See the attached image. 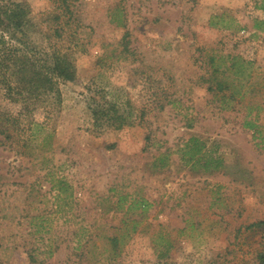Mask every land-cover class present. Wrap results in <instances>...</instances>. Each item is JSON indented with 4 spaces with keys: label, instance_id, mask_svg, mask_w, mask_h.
<instances>
[{
    "label": "rangeland",
    "instance_id": "rangeland-1",
    "mask_svg": "<svg viewBox=\"0 0 264 264\" xmlns=\"http://www.w3.org/2000/svg\"><path fill=\"white\" fill-rule=\"evenodd\" d=\"M11 1L31 10L28 42L50 49L53 1ZM70 3L63 41L78 80L60 85L61 104L22 116L46 125L27 155L0 133V264H260L263 227L251 225L264 221V27L255 28L264 0ZM223 14L242 29L213 27ZM235 55L253 63L251 79L224 72ZM217 80L233 89L215 94ZM230 92L242 103L223 110ZM95 101L132 111L133 123L96 126ZM1 109L22 111L0 87ZM248 115L260 131L244 127ZM193 137L206 143L208 167L187 163ZM60 179L71 192H59ZM119 195L152 206L126 215ZM115 235L124 237L116 260Z\"/></svg>",
    "mask_w": 264,
    "mask_h": 264
},
{
    "label": "trees",
    "instance_id": "trees-1",
    "mask_svg": "<svg viewBox=\"0 0 264 264\" xmlns=\"http://www.w3.org/2000/svg\"><path fill=\"white\" fill-rule=\"evenodd\" d=\"M55 5L53 19L57 22L52 28L51 37L55 43L50 44V49L33 47L26 39L27 26L30 24L31 10L29 6L21 3H14L11 0H0V87L5 91V97L14 105H21L22 111L14 113L9 110H0V133L5 136L6 140L16 142L21 146V154H28V147L39 140L41 131L45 130V124L34 120L30 121L26 126L23 125L22 116L31 114L34 110L43 107L49 111L51 106L62 103V93L60 85L66 82H75L78 80V68L74 62L73 54L65 49L66 45L63 41L64 34L72 20L74 13L70 0H52ZM219 18V24L213 19ZM211 21L213 27H222L234 29L235 31L242 29L237 23L229 25L225 19V15L214 16ZM234 23L237 22L232 18ZM264 21L256 20L255 28L263 29ZM230 63L224 72H232L236 79L243 82L252 77V62L247 61L239 55L228 56ZM222 59V58H221ZM218 57L213 56L211 62L213 65V73L217 74L221 71L223 63ZM244 87V86H243ZM227 89H233L227 82L217 80L215 85H210L209 90L219 93H227ZM238 93H240L238 91ZM223 95L221 108L223 110H236L238 104L242 101L235 102V92H230L229 97ZM96 126H108L109 128L122 129L133 123L131 121L132 111L129 114L123 112L120 105L111 101H95L91 107ZM251 115V112L249 113ZM246 117L244 127L258 132L260 126L258 117ZM53 137V132L46 133L43 144H48ZM17 140V141H16ZM206 143L200 138L193 137L185 145L187 163L201 164L208 167L211 163L206 159L204 149ZM20 152V151H19ZM156 162L160 168H165L170 163V153L162 152L157 157ZM59 192L66 194L71 192L73 186L60 179L57 182ZM118 209L122 210L126 207V215L134 210H140L142 216L148 212L152 206L148 200L143 197H130V195H119L117 201ZM136 221V220H135ZM138 221L135 222L133 231L130 229L124 236L131 238L130 232H136ZM251 227H263L264 242V221L255 223ZM124 240L123 235H115L112 237L114 243L113 255L114 260L121 254L122 248L120 243ZM264 247V243H263ZM260 264H264V250L258 254Z\"/></svg>",
    "mask_w": 264,
    "mask_h": 264
}]
</instances>
